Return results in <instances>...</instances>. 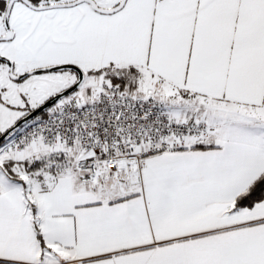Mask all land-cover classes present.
I'll list each match as a JSON object with an SVG mask.
<instances>
[{
	"label": "snow or ice",
	"instance_id": "6c2138e0",
	"mask_svg": "<svg viewBox=\"0 0 264 264\" xmlns=\"http://www.w3.org/2000/svg\"><path fill=\"white\" fill-rule=\"evenodd\" d=\"M0 264H264V0H0Z\"/></svg>",
	"mask_w": 264,
	"mask_h": 264
}]
</instances>
